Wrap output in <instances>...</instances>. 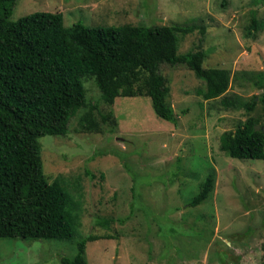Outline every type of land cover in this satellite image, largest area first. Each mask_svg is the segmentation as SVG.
Segmentation results:
<instances>
[{
  "label": "rangeland",
  "instance_id": "obj_1",
  "mask_svg": "<svg viewBox=\"0 0 264 264\" xmlns=\"http://www.w3.org/2000/svg\"><path fill=\"white\" fill-rule=\"evenodd\" d=\"M36 11L61 12L64 26H203V34L198 28L178 34L177 51L205 50L203 67L226 69L230 82L222 95L206 100L196 93L205 84L191 69L162 64L173 123L155 114L146 95L117 96L108 104L94 77L83 79L99 128H82V108L65 135L38 138L46 178L68 190L78 233L69 240L0 238V264H61L89 234L100 238L86 244L88 264H261L264 160L229 157L219 137L248 115L264 125V88L254 85L264 69V0H17L10 19ZM223 96L242 104L254 97L256 106L250 112L224 108ZM108 112L112 119L101 122ZM210 173L211 194L191 206ZM100 218L112 222L104 227Z\"/></svg>",
  "mask_w": 264,
  "mask_h": 264
},
{
  "label": "trees",
  "instance_id": "obj_2",
  "mask_svg": "<svg viewBox=\"0 0 264 264\" xmlns=\"http://www.w3.org/2000/svg\"><path fill=\"white\" fill-rule=\"evenodd\" d=\"M17 0H0V238H52L69 240L78 233L71 196L57 180L49 182L41 159L44 135H65L69 119L82 108V128H99L96 105L85 97L83 79L94 77L102 100L112 104L117 96L146 95L155 114L176 123L167 102L170 86L160 71L162 64H184L204 89H196L203 99L222 95L230 82L229 72L203 67L205 50L178 53V34L186 35L196 24H110L90 26L77 21L64 26L61 12L36 11L11 20ZM226 0H222L225 5ZM253 11V10H252ZM251 12V28H256ZM258 27V26H257ZM249 33V31H248ZM264 88V69L254 81ZM264 102V94L260 97ZM224 108L243 107L252 111L254 97L242 104L227 96L220 98ZM112 112L100 114L101 122ZM257 119L248 115L233 131L219 137V147L229 157L264 160V132L255 129ZM213 175L208 174L192 197L191 206L209 197ZM112 218H100L108 227ZM111 236H106L110 238ZM100 237L86 235L76 242L72 258L61 264H88V241ZM112 238V237H111ZM264 264V244L262 245Z\"/></svg>",
  "mask_w": 264,
  "mask_h": 264
},
{
  "label": "water",
  "instance_id": "obj_3",
  "mask_svg": "<svg viewBox=\"0 0 264 264\" xmlns=\"http://www.w3.org/2000/svg\"><path fill=\"white\" fill-rule=\"evenodd\" d=\"M261 128H262V131L264 132V125H263ZM255 129H256V130H259V129H260V126L255 125Z\"/></svg>",
  "mask_w": 264,
  "mask_h": 264
}]
</instances>
